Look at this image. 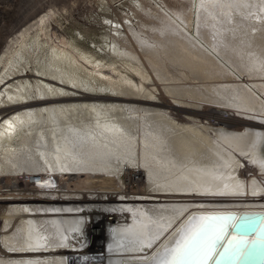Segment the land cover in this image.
<instances>
[{
    "label": "bare ground",
    "instance_id": "1",
    "mask_svg": "<svg viewBox=\"0 0 264 264\" xmlns=\"http://www.w3.org/2000/svg\"><path fill=\"white\" fill-rule=\"evenodd\" d=\"M173 1H135L90 41L76 30L51 44L53 11L12 39L0 264H157L206 215L229 238L264 239V0ZM131 170L140 194L124 192ZM28 173L27 194L16 181Z\"/></svg>",
    "mask_w": 264,
    "mask_h": 264
},
{
    "label": "rangeland",
    "instance_id": "2",
    "mask_svg": "<svg viewBox=\"0 0 264 264\" xmlns=\"http://www.w3.org/2000/svg\"><path fill=\"white\" fill-rule=\"evenodd\" d=\"M135 1L138 0H0V61L5 55H9L11 47L13 46V40L17 41L16 39H20L22 33L27 28L26 26L29 28L30 26L34 25L40 19V16L42 17L46 13L48 14L53 11L56 13L54 15L57 17L56 18L54 15H51L53 18H51L49 22L52 25L48 29L49 32L47 33V38L51 39V44L56 42V44L61 45V41L64 39L70 40L72 39L71 37H76V30L82 32L86 39L90 41L89 35L91 31H95V29L99 30V32L104 31L102 26L106 25L104 22L105 16H109L111 19L120 21L124 12H130L131 9L134 8ZM172 2L174 3L175 1L172 0ZM106 8L110 9V11L107 12L105 10ZM84 64L86 65V63ZM105 71L111 73L110 70L106 69ZM1 73L2 67H0V74ZM130 77H132V79L138 83L141 82L140 77H138L137 74L131 73ZM77 92L79 91L77 90ZM81 94L83 95L81 92L78 93L80 97H82ZM157 94L159 100L162 103H168V101H171L168 97H165L167 96L165 93L157 92ZM133 100L139 101L134 98ZM157 101L158 100L154 102L156 103ZM3 109L4 108H0V114H2L0 119L11 114V110H8V112L2 111ZM205 109L202 108L199 111L200 114L204 113ZM176 114H178V116L182 115L181 113ZM131 171V174L130 171L125 173L124 192H126L128 195H130L131 192H133L131 194H135V192L136 194H140L143 189L142 177H139L140 174L138 172H133V170ZM28 174L24 176H17L18 179L16 181V185L19 186L17 190H22L25 193L27 192V194L29 192L33 193V191H35L32 189L33 187L26 185V183H28L30 180V175H34L30 173ZM134 178H139V181L136 180L134 182ZM14 189L15 188H5L2 191L9 193ZM78 194L81 195L82 198L87 196V192H81ZM58 195L54 198L55 200L53 199L52 203H57V205L64 204L60 201V199H62L64 196L60 197ZM107 196L116 199L115 194L113 195L109 193ZM71 198H75V200H77V197L72 196ZM129 198L131 199V196ZM0 206L1 209L5 205L0 203ZM111 218H113V216H109V219ZM110 222L113 223V221ZM88 245L89 247H92L94 244L89 243Z\"/></svg>",
    "mask_w": 264,
    "mask_h": 264
},
{
    "label": "snow or ice",
    "instance_id": "3",
    "mask_svg": "<svg viewBox=\"0 0 264 264\" xmlns=\"http://www.w3.org/2000/svg\"><path fill=\"white\" fill-rule=\"evenodd\" d=\"M219 220L212 215L190 217L172 246L163 249L157 264H211L220 247L235 252L241 245L251 243L234 235L229 238V226Z\"/></svg>",
    "mask_w": 264,
    "mask_h": 264
},
{
    "label": "water",
    "instance_id": "4",
    "mask_svg": "<svg viewBox=\"0 0 264 264\" xmlns=\"http://www.w3.org/2000/svg\"><path fill=\"white\" fill-rule=\"evenodd\" d=\"M238 220L239 217H236L234 225ZM255 232L256 230L253 233ZM245 240L247 239L245 238ZM249 241L251 242L250 244L241 245L240 249L232 252V254H228L224 247H220L211 264H264V239L260 240L255 237L252 240L249 239ZM225 242L227 243V240Z\"/></svg>",
    "mask_w": 264,
    "mask_h": 264
}]
</instances>
